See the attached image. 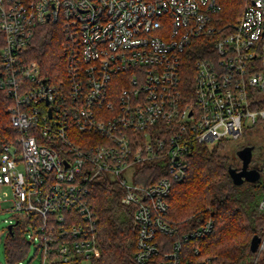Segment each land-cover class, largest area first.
Wrapping results in <instances>:
<instances>
[{
	"label": "built area",
	"instance_id": "built-area-1",
	"mask_svg": "<svg viewBox=\"0 0 264 264\" xmlns=\"http://www.w3.org/2000/svg\"><path fill=\"white\" fill-rule=\"evenodd\" d=\"M221 10L217 0H0V93L19 133L0 154V185L13 194L0 198V213L15 216L9 232L28 222L29 264L92 262L100 182L122 190L138 230L134 260L150 263L165 246L159 235L180 233L168 199L196 146L264 131V0L230 27ZM48 24L61 27L65 63L50 75L29 53ZM152 162L161 167L148 176ZM213 230L208 221L183 233L158 264H184L183 243Z\"/></svg>",
	"mask_w": 264,
	"mask_h": 264
},
{
	"label": "trees",
	"instance_id": "trees-1",
	"mask_svg": "<svg viewBox=\"0 0 264 264\" xmlns=\"http://www.w3.org/2000/svg\"><path fill=\"white\" fill-rule=\"evenodd\" d=\"M251 0H217L222 10L217 15L223 27H230L236 15H243ZM243 8L227 14L233 8ZM62 33L58 24L38 27L30 46L31 60L41 64L47 74L64 70ZM4 38L0 35V50ZM59 70V71H58ZM11 101L0 93V154L8 144L16 142L19 133L13 128L7 111ZM241 146L239 147L242 148ZM225 144L212 148L198 144L188 156V175L182 181H172L168 202L169 220L180 233L173 237L159 235L165 244L160 255L148 264H158L165 251L170 250L181 235L193 231L208 221L214 223L210 236L183 243L184 264L211 258V264H264V252L257 256L251 251L254 236L264 239V211L260 201L264 196V158L261 160V178L255 183L235 185L229 175L230 168H239L235 160L225 154ZM255 150V147H254ZM254 155V151H253ZM254 159V157H253ZM253 162V160H252ZM144 174L154 175L161 165L156 162L145 165ZM146 183V182H145ZM123 193L114 183H97L92 191L91 202L98 216L99 251L92 264H137L134 255L137 250L138 230L133 221V210L122 202ZM28 222L20 220L6 237L3 246L8 262L16 263L25 257L29 241L25 238L24 227ZM198 251V253H196Z\"/></svg>",
	"mask_w": 264,
	"mask_h": 264
},
{
	"label": "rangeland",
	"instance_id": "rangeland-1",
	"mask_svg": "<svg viewBox=\"0 0 264 264\" xmlns=\"http://www.w3.org/2000/svg\"><path fill=\"white\" fill-rule=\"evenodd\" d=\"M242 11L241 8H233L230 10V12L227 14L229 17H233V12L235 13L236 10ZM238 10V11H239ZM233 11V12H232ZM237 13V12H236ZM234 14V17L236 18L233 20V25L237 24L238 21L241 18V15ZM226 146L225 154H227L229 157L238 158L237 157V151L239 150V147L243 146H253L255 147L254 150V159L252 166H254L257 169H260L262 166L261 160L264 158V131L263 130H257V131H249L245 134L244 138L239 140L238 142H223ZM213 147V146H212ZM211 147V148H212ZM236 164L239 165L237 160H235ZM20 169L23 170L24 167L20 166ZM12 198V190L6 186V185H0V198ZM7 205L9 207L11 205V202L3 204V206ZM10 221H16L14 214L11 211H3L0 213V234H3V237L7 236L9 234L8 226H10ZM25 230V234L28 233L27 229ZM15 231L17 233L19 232L18 229L15 227ZM37 246L36 244H31L29 246L28 252L25 255V257L22 260V264H29L30 260H32L35 257ZM0 264H8V261L4 254V248L3 245L0 244ZM32 264H40L38 257L32 261ZM81 264H92V262L86 260Z\"/></svg>",
	"mask_w": 264,
	"mask_h": 264
},
{
	"label": "water",
	"instance_id": "water-1",
	"mask_svg": "<svg viewBox=\"0 0 264 264\" xmlns=\"http://www.w3.org/2000/svg\"><path fill=\"white\" fill-rule=\"evenodd\" d=\"M253 146H245L237 151V157L242 162L241 169L230 168L229 175L235 185H242L244 183H255L261 178V169L253 168L251 166L253 160ZM12 225L9 226V229ZM262 239L259 236H254L251 241V251L256 253L259 249Z\"/></svg>",
	"mask_w": 264,
	"mask_h": 264
},
{
	"label": "flooded vegetation",
	"instance_id": "flooded-vegetation-1",
	"mask_svg": "<svg viewBox=\"0 0 264 264\" xmlns=\"http://www.w3.org/2000/svg\"><path fill=\"white\" fill-rule=\"evenodd\" d=\"M243 148V147H242ZM241 149V148H240Z\"/></svg>",
	"mask_w": 264,
	"mask_h": 264
}]
</instances>
